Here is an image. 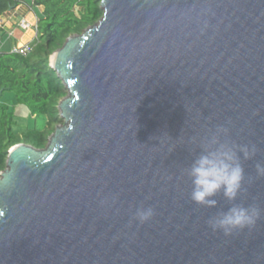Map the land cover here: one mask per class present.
I'll return each mask as SVG.
<instances>
[{
  "label": "water",
  "instance_id": "obj_1",
  "mask_svg": "<svg viewBox=\"0 0 264 264\" xmlns=\"http://www.w3.org/2000/svg\"><path fill=\"white\" fill-rule=\"evenodd\" d=\"M102 8L50 57L64 123L45 148L11 147L0 172V264H264V0ZM219 129L256 151L238 153L237 199L220 192L209 208L191 200L188 170ZM233 204L259 219L213 231ZM141 207L154 209L145 223Z\"/></svg>",
  "mask_w": 264,
  "mask_h": 264
},
{
  "label": "trees",
  "instance_id": "obj_2",
  "mask_svg": "<svg viewBox=\"0 0 264 264\" xmlns=\"http://www.w3.org/2000/svg\"><path fill=\"white\" fill-rule=\"evenodd\" d=\"M42 6L38 14V36L26 55L12 48L0 49V90H10L18 104L25 105L32 115L47 116L45 128L28 129L22 135L14 130L16 113L0 96V172L7 167L9 150L16 144L27 143L45 148L49 137L63 119L58 105L68 94L67 87L50 66V57L67 38L81 34L103 16L102 0H29ZM24 0H0V17ZM5 29L0 26V37ZM16 41V40H15Z\"/></svg>",
  "mask_w": 264,
  "mask_h": 264
},
{
  "label": "clouds",
  "instance_id": "obj_3",
  "mask_svg": "<svg viewBox=\"0 0 264 264\" xmlns=\"http://www.w3.org/2000/svg\"><path fill=\"white\" fill-rule=\"evenodd\" d=\"M35 29L38 36L37 24ZM221 132L226 134L227 129H219L211 136L202 154L193 161L188 170L192 180L191 200L197 205L209 208L216 206L214 197L220 192L230 202L237 199L244 182V168L238 153H242L244 159L249 160L256 151L248 145L221 142ZM255 168L258 176H264V164L257 163ZM153 215V208L141 207L137 209L136 219L145 223ZM259 216L260 210L254 205L233 204L227 211L209 218L208 224L213 231L220 230L225 235H230L233 230L253 226Z\"/></svg>",
  "mask_w": 264,
  "mask_h": 264
},
{
  "label": "crops",
  "instance_id": "obj_4",
  "mask_svg": "<svg viewBox=\"0 0 264 264\" xmlns=\"http://www.w3.org/2000/svg\"><path fill=\"white\" fill-rule=\"evenodd\" d=\"M29 3V0H25L24 3L17 6L16 10L11 9L0 17V26L5 29V34L0 37V49L5 46L11 49L16 45L23 46L36 40L35 25L39 19L38 14L43 11V7ZM15 28L24 32L20 40L14 38Z\"/></svg>",
  "mask_w": 264,
  "mask_h": 264
},
{
  "label": "rangeland",
  "instance_id": "obj_5",
  "mask_svg": "<svg viewBox=\"0 0 264 264\" xmlns=\"http://www.w3.org/2000/svg\"><path fill=\"white\" fill-rule=\"evenodd\" d=\"M29 4H31V3H29ZM12 9L16 10L17 6L12 8ZM23 34H24L23 31L18 30V28H15V30H14V38L15 39L18 38L20 40ZM1 100L4 103L8 104L10 106V108L15 111L17 124L14 126V130L18 134L22 135L23 132L28 130V129H33V128L43 129V128H45L48 117L44 116V115H35V116L32 115L30 110L25 105H21V104L17 103L15 94L12 91H10V90L4 91ZM63 123H64V120L60 124H58L56 126V128L58 126L62 125Z\"/></svg>",
  "mask_w": 264,
  "mask_h": 264
},
{
  "label": "built area",
  "instance_id": "obj_6",
  "mask_svg": "<svg viewBox=\"0 0 264 264\" xmlns=\"http://www.w3.org/2000/svg\"><path fill=\"white\" fill-rule=\"evenodd\" d=\"M32 50V45L31 44H26V45H23V46H15L13 48V52H16V53H20L22 55H26L28 52H30Z\"/></svg>",
  "mask_w": 264,
  "mask_h": 264
}]
</instances>
